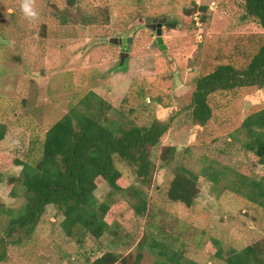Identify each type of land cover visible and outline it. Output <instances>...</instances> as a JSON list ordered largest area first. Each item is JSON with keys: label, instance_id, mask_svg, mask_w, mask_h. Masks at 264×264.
<instances>
[{"label": "rangeland", "instance_id": "obj_1", "mask_svg": "<svg viewBox=\"0 0 264 264\" xmlns=\"http://www.w3.org/2000/svg\"><path fill=\"white\" fill-rule=\"evenodd\" d=\"M34 2L40 15L29 22L20 12L21 0H0V124L5 126L0 205L15 210L25 200L11 194L10 176H18L21 167L13 158H24L34 131L42 134L72 106L81 107L90 91L106 101L105 119L120 120L125 128L157 119L168 129L148 151L157 167L150 186L141 188L147 205L143 216L132 206L134 173L115 160L120 188L100 178L95 190L100 201L110 203L107 233L77 243L61 232V216L48 205L31 236L10 237L4 234L9 217L0 212V264H88L87 258L107 250L124 257L116 264H161L163 257L145 249L134 262L145 234L164 241L168 252H181L182 261L227 264L231 249L264 242V211L225 189L223 180L213 190L202 178L192 206L165 196L178 164L199 172L211 163L230 177L236 171L262 173L233 135L247 114L264 108V86L214 93L205 124L192 118L190 107L196 78L218 64L245 67L263 42L264 33L242 0ZM146 18L165 19L163 47ZM112 36L132 37L122 62L121 47L108 41ZM168 146L175 147V155L161 167L159 156ZM16 236L20 241L14 243Z\"/></svg>", "mask_w": 264, "mask_h": 264}, {"label": "trees", "instance_id": "obj_2", "mask_svg": "<svg viewBox=\"0 0 264 264\" xmlns=\"http://www.w3.org/2000/svg\"><path fill=\"white\" fill-rule=\"evenodd\" d=\"M241 6L264 33V0H242ZM67 17H63V22ZM249 86H264V38L245 67L218 64L196 78L190 101L192 118L199 124L207 123L212 115L209 99L214 93L225 94L232 89ZM81 104V107L72 106L42 134L34 131L24 158H13V164L21 168L17 177L10 176L11 194L23 196L25 200L15 210L0 205V212L9 217L5 235L12 237L19 232L31 236L47 206L53 205L61 216L59 227L65 236L77 243H82L86 237L99 239L110 229L105 220L110 203L100 201L95 190L100 178L113 189L120 188L117 180L121 174L114 166L115 160L124 162L134 173L133 185L129 186L134 198L132 206L140 216L145 213L147 205L141 188L150 186L157 167L149 158L148 151L159 143L168 123L153 119L141 126L125 128L120 120L104 118L102 109L108 105L91 91ZM4 135L5 126L0 124V141ZM233 137L256 158L262 167L260 175L236 171L230 177L225 175L224 169L211 163L199 172L178 164L166 187V199L192 206L202 178L212 183L213 190L223 180L225 189L242 194L264 211V108L247 114ZM174 155V146L164 148L159 156V166L168 165ZM2 179L0 171V182ZM16 238L12 242L20 241V237ZM144 249L163 257L158 259L161 264H202L192 259L182 261L181 252H168L164 241L151 234L143 235L138 243L135 263L141 261ZM2 254L0 251V259ZM217 254L222 257L220 250ZM119 260H124V257L107 250L95 255L91 261L87 258V263L116 264ZM225 260L227 264H264V242L246 245L241 250L231 249Z\"/></svg>", "mask_w": 264, "mask_h": 264}, {"label": "water", "instance_id": "obj_3", "mask_svg": "<svg viewBox=\"0 0 264 264\" xmlns=\"http://www.w3.org/2000/svg\"><path fill=\"white\" fill-rule=\"evenodd\" d=\"M164 18H146L145 23L146 25L153 29L156 34V42L160 45V47H163L164 45L162 44L163 42V37H162V22H164ZM155 23V24H153ZM132 37L127 36V37H118V36H112L108 39L110 43L117 44L121 47V52H120V62L123 61L124 56L127 54L126 50L128 48V44L130 43Z\"/></svg>", "mask_w": 264, "mask_h": 264}, {"label": "clouds", "instance_id": "obj_4", "mask_svg": "<svg viewBox=\"0 0 264 264\" xmlns=\"http://www.w3.org/2000/svg\"><path fill=\"white\" fill-rule=\"evenodd\" d=\"M20 12L29 22L39 19V12L35 6L34 0H21Z\"/></svg>", "mask_w": 264, "mask_h": 264}, {"label": "flooded vegetation", "instance_id": "obj_5", "mask_svg": "<svg viewBox=\"0 0 264 264\" xmlns=\"http://www.w3.org/2000/svg\"><path fill=\"white\" fill-rule=\"evenodd\" d=\"M163 23V22H162ZM153 24H155V23H153ZM119 46V45H118Z\"/></svg>", "mask_w": 264, "mask_h": 264}]
</instances>
